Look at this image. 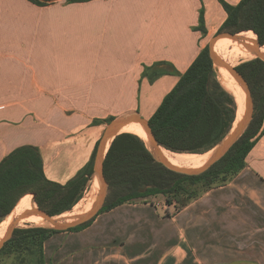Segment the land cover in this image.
Instances as JSON below:
<instances>
[{"label": "crops", "instance_id": "1", "mask_svg": "<svg viewBox=\"0 0 264 264\" xmlns=\"http://www.w3.org/2000/svg\"><path fill=\"white\" fill-rule=\"evenodd\" d=\"M225 18L218 0H0V160L37 146L45 176L66 183L109 119L152 116ZM159 61L178 74L150 82ZM244 161L179 207L156 194L51 234L44 264H264V132Z\"/></svg>", "mask_w": 264, "mask_h": 264}, {"label": "trees", "instance_id": "2", "mask_svg": "<svg viewBox=\"0 0 264 264\" xmlns=\"http://www.w3.org/2000/svg\"><path fill=\"white\" fill-rule=\"evenodd\" d=\"M29 1L46 5L52 0ZM218 2L226 12V18L216 33H239L248 44L256 36L259 44L264 45V0H239L234 5L225 0ZM199 22L197 29L205 32L203 9L200 10ZM226 47L247 48L238 41L221 38L215 42L214 51L224 59ZM236 69L250 89L252 118L230 150L210 168L198 175L172 171L154 158L139 136L129 132L119 133L110 142L104 156L103 175L107 182V194L98 213L67 230L43 226L16 227L0 252L12 242L29 243L38 253V264H44L43 242L53 233L81 230L104 211L126 202L146 201L156 194H163L167 204L175 202L179 207L197 193L191 185L202 183V186L209 187L216 185L217 180L222 183L229 180L244 167L246 155L264 132L261 129L264 118V60L251 58L237 64ZM143 73L150 82L162 74H178L165 61L145 67ZM178 75V81L163 97L148 123L159 145L167 150L178 153L207 152L232 127L236 116L234 96L217 80L208 46H204L185 72ZM235 82L244 108V91ZM98 141L90 160L64 184L45 176L43 159L37 146L23 144L11 150L0 160V222L9 212L25 211L32 207L44 209L50 216L70 211L87 189Z\"/></svg>", "mask_w": 264, "mask_h": 264}, {"label": "water", "instance_id": "3", "mask_svg": "<svg viewBox=\"0 0 264 264\" xmlns=\"http://www.w3.org/2000/svg\"><path fill=\"white\" fill-rule=\"evenodd\" d=\"M238 34L239 33L234 34L230 32L215 33L210 38L208 43L209 57L213 62L215 70L217 71L219 68L227 70L234 77V79L237 81L240 87L243 89L245 94V100H244V109L241 118L236 122L234 127H231L230 131L226 134V136L211 149L212 153L208 156V158L205 160L203 164L196 167H191V166H178L169 162L167 158L162 154L160 150L162 146L159 145L157 139L155 138L148 123V120H145L144 118L140 117L137 112H128L118 117H115L107 123L98 141V145L96 148L94 164H93V172L89 180H93V178L95 177L98 180L99 190L92 201L91 207L87 211H82L79 213H73L69 215L59 214L55 216H50L44 209H41L39 207H32L30 209H27L22 213H20L17 217L13 218L7 224L2 237H0V248L11 237L13 230L17 227L16 226L17 222L21 218L37 215L47 222V225H41V226L54 228L57 230H67L95 216L98 213L99 209L102 207L107 194V182L103 175V160L105 153L112 139L117 134L121 133L120 130L125 125L131 122H137L144 128L149 141V146L147 147L151 151L152 155L159 163L163 164L165 167H167L172 171L186 175H198L206 171L214 163L220 160L235 144V142L239 139V137L242 135V133L248 126L252 118L253 101L249 86L246 80L244 79V77L241 75V73L236 69V65L231 66L226 60H224L220 55H218L214 51V44L218 39L221 38L231 39L232 41H238L242 43L244 46H246L250 51L255 53L256 54L255 57H259L264 60V52L260 51L262 45H260L257 40L251 41V44L245 43L243 38ZM232 95L234 96L236 103V110H237L238 105L236 101V96L234 94ZM9 213L5 217H7Z\"/></svg>", "mask_w": 264, "mask_h": 264}, {"label": "bare ground", "instance_id": "4", "mask_svg": "<svg viewBox=\"0 0 264 264\" xmlns=\"http://www.w3.org/2000/svg\"><path fill=\"white\" fill-rule=\"evenodd\" d=\"M227 48H228V50L225 54L224 60H226L231 66L237 65L241 59H251V58H254L256 56V54L253 53L252 51H250L248 48H242V49L233 48V47H227ZM260 51L264 52V45L261 46ZM219 71H220L219 76L221 78H219L218 81H219L220 85H222V87L225 90H227V91L230 90L231 93L236 96L238 109L236 110L237 114H236L235 121L232 124V127H234L236 122L241 118V115H242L243 109H244L243 104H242L241 94H240L239 88H238L235 80L230 75V73L227 70L222 69V68H219ZM120 131H121V133L122 132H129V133L136 134L141 139L146 141V145L149 146V141H148L146 132H145L144 128L139 123L131 122V123H129L128 126H124ZM160 150H161L162 154L167 158V160L169 162H171L172 164L178 165V166H191V167H196V166L203 164L205 162V160L208 158V156L212 153V150H209L207 152L198 153V154L194 155L191 153L172 152V151L167 150L163 147H161ZM92 182H93V185L91 188V199H90V201L78 210L72 209L73 211L67 212V213H64L61 215H69V214H73V213H79L82 211H87L91 207L92 201H93L95 194L99 188L98 180L95 177L93 178ZM22 212L23 211H19V210L12 211L9 213V215L7 217H5L2 220V222L0 223V237H2V235L6 229L7 224L13 218L17 217ZM21 222L32 223L35 225H47V222L45 220H43L40 216H28V217L21 218L17 222L16 226H18V223H21Z\"/></svg>", "mask_w": 264, "mask_h": 264}, {"label": "rangeland", "instance_id": "5", "mask_svg": "<svg viewBox=\"0 0 264 264\" xmlns=\"http://www.w3.org/2000/svg\"><path fill=\"white\" fill-rule=\"evenodd\" d=\"M216 33V32H215ZM214 33V34H215ZM213 34V35H214ZM211 35L210 38L213 36ZM210 40V39H209ZM209 40L207 42V44L205 45V47L208 46V43H209ZM256 40V36H255V39ZM227 48V47H226ZM228 50V48H227ZM226 50V52H227ZM245 60H249V59H241L238 64L240 62H243ZM218 72V73H217ZM219 69L218 71H216V75H217V80L219 78H221L219 76ZM221 75V74H220ZM222 86V85H221ZM228 92L231 93V91L229 90ZM236 114H237V111H236ZM129 124L125 125V126H128ZM134 125V124H133ZM146 143V141H144ZM191 154H198V153H191ZM216 182V181H215ZM222 182L221 181H218L215 183V184H221ZM92 185H93V182L92 180H89L88 182V186H87V189L86 191L83 193L81 199L72 207V209H80L81 207H83L84 205H86L90 199H91V188H92ZM99 190V188H98ZM98 193V191L96 192V194ZM95 194V195H96ZM31 195V200H33V196L32 194ZM135 201H140L142 202V200H135ZM152 201V200H151ZM156 201V200H155ZM36 205V203L34 202V206ZM70 210V211H67V212H71L73 210ZM168 213H171V212H174V209L171 208V210H166ZM67 212H64V213H67ZM62 213V214H64ZM2 222V221H1ZM0 222V223H1ZM29 226H41V225H35V224H32V223H25V222H21V223H18V226L17 227H29ZM29 246V243H24V244H20V241L19 242H12L10 244H8L1 252H0V264H38V253L37 251L35 250L34 247H30Z\"/></svg>", "mask_w": 264, "mask_h": 264}]
</instances>
